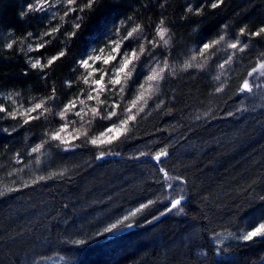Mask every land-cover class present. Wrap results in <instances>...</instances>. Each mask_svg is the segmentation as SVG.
I'll return each mask as SVG.
<instances>
[{
  "label": "trees",
  "instance_id": "trees-1",
  "mask_svg": "<svg viewBox=\"0 0 264 264\" xmlns=\"http://www.w3.org/2000/svg\"><path fill=\"white\" fill-rule=\"evenodd\" d=\"M37 1L0 0V90L43 103L15 118L0 111V264H23L31 252L75 264H264V236L238 238L264 215V100L239 90L264 65V33L253 35L264 28V0H96L54 20L27 7ZM224 35L247 45L224 82L184 61ZM109 38L143 45L140 61L162 53L170 68L158 92L111 144L90 140L128 114L103 119L109 110L94 100L69 114L68 143L53 139L64 105L87 95L79 61ZM62 50L52 65L31 67Z\"/></svg>",
  "mask_w": 264,
  "mask_h": 264
},
{
  "label": "rangeland",
  "instance_id": "rangeland-1",
  "mask_svg": "<svg viewBox=\"0 0 264 264\" xmlns=\"http://www.w3.org/2000/svg\"><path fill=\"white\" fill-rule=\"evenodd\" d=\"M38 4H44V11H49L50 19H58L61 17H64V13L68 11V5L66 3V0H47V3H45V0H38L34 5L33 9L40 10L37 5ZM223 40H216L219 41L218 44H214L210 49L204 51L203 53L201 50L203 49V46L196 49V51H192L187 58L184 60L186 63L192 62V61H198L200 63H204L203 66L208 68L209 70L212 69V72L216 74L217 81L218 82H224L225 79L229 76V73L231 72V69L233 68L235 62H236V52H242L245 51L247 45L245 43H242L241 41L237 39H232L231 35H224ZM164 40H167V44L163 42V46H169L170 45V39L168 37L167 32L165 33ZM111 42V43H110ZM117 42H122L118 38H109L105 42L100 43L99 45L93 47L88 54L86 55V58L88 57H95L97 55L101 56V60L93 62V60H89V64L91 67L84 68L83 72L85 74L84 79L87 78L88 83H85L86 89H87V95H85L84 99H81V97L72 98L70 101H68L64 105L69 106V110L66 112L64 117L65 122L61 125V128L64 129V131L60 132L61 140L60 141H70V135H71V127L70 123H68L69 114H76L77 112H80L86 107V101L88 100H94L97 102V104H101L107 108V110L112 111L113 109L119 113L118 116L114 117H120L124 112L129 114L134 113L136 111L144 112L145 108L148 106L150 99L152 96H154L158 90H159V84L161 81V78L164 76V73L168 68H170V65L168 62H166L163 57H161V52L158 51L156 53H153L151 55L152 59L149 62L140 61L141 56L140 52L135 46L130 45H123L120 49V53L117 54L116 52L112 51V48L115 47V44ZM236 43L238 46L237 48H231L229 45ZM101 49H103V52H101ZM132 50H136V52L139 55V59L134 61L136 68L133 74V77L130 78L127 83H124V74H120V78L122 81V84L124 86L123 93L120 92L121 85H111L109 83V80L114 78V69L118 68L121 64V56L124 54L125 51L128 53H131ZM152 51H150L151 53ZM109 55L117 56V59L114 61H111L109 64L105 65L103 64V59L108 57ZM83 59V60H84ZM32 62H35L32 61ZM153 69H163L162 72H160V77L157 81H153L152 83V89L150 90V95L146 94L147 103L138 102L135 107L132 106V101L139 95L141 89L140 85L144 84L145 89H148V81L146 80V77L152 73ZM98 70V71H97ZM131 70V66L129 68ZM92 73L91 76H89V73ZM101 76H103V90L99 91L97 93L96 91H93L94 88L97 86L94 84L95 80H100ZM249 85L251 87L250 94L257 96L259 100H264V67L258 66L256 68V71L251 73L249 79ZM91 94L94 97H97L96 99H89L88 95ZM258 100L259 103H261ZM83 101V103H81ZM101 101L103 103H101ZM75 104L74 107H71L72 104ZM0 107L4 109L6 113H28L27 110L33 108L32 106L28 104H22V102L19 100L17 96H15L13 93L7 92V91H1L0 90ZM143 109L142 111L140 109ZM125 109H131V113L126 111ZM127 115V117H128ZM121 120V119H120ZM119 120V121H120ZM116 124H119L117 122ZM111 127V126H110ZM60 128V129H61ZM105 133L104 137H101V134L98 136L99 139H104L107 137V135H112L114 133ZM260 223H264V215L257 216L256 218H252L250 222L247 224V226L239 232L238 238L242 239L243 235H245L248 231H251L253 228L257 227ZM64 260V261H63ZM67 262L68 264H75V261L73 259L67 258L60 254H52L49 256H37L35 253L31 252L29 253L23 264H58L61 262Z\"/></svg>",
  "mask_w": 264,
  "mask_h": 264
},
{
  "label": "snow or ice",
  "instance_id": "snow-or-ice-1",
  "mask_svg": "<svg viewBox=\"0 0 264 264\" xmlns=\"http://www.w3.org/2000/svg\"><path fill=\"white\" fill-rule=\"evenodd\" d=\"M96 2V0H87V4L84 5L83 8H74L72 7L73 5L76 4V0H66V3L67 5L69 6L68 7V11H66L64 13L65 16L69 15L70 12H73V11H79V12H83L85 9H91L93 4ZM45 3H47V0H45ZM213 8L217 7V4H212L211 5ZM27 7L29 9H32L33 8V5L29 4L27 5ZM37 7L43 11L44 10V4H38ZM82 18L81 17H77V23L75 24V29H79L81 27V24H80V20ZM163 23V21H161V24ZM139 28V26H137V28H134L132 31L128 32L127 33V36L123 38V40H128L129 38H131L133 36V33L137 31V29ZM59 31V28H56V29H53L51 32H48V33H45L44 35L46 36H51L54 32H57ZM167 29L163 28V27H160L158 29V35L161 37V39L163 40V42L165 44H167V40H164V36H165V33H166ZM244 29H241V33H244ZM261 33H264V28H261L259 32H256V33H253V35H256V36H259L261 35ZM31 35V34H29ZM69 36H73L75 35V31L72 32V33H69L68 34ZM224 37L221 36L220 37V40H223ZM111 43V42H110ZM219 41H213L211 44H208V43H205L203 45V49L201 50V52L203 53L204 51L210 49L214 44H218ZM8 48H11L13 47V45L11 43L7 44L6 45ZM237 44L236 43H233L231 45H229V47L231 48H237ZM45 47V43H42V44H38L37 45V49H40V48H44ZM122 47V42H117L115 44V47L112 48V51L113 52H116L117 54L120 53V49ZM145 49H144V46L141 45L140 47V55H142L144 53ZM101 52H103V49H101ZM65 51H60L58 53L57 56H53L51 58H49L47 60V63L46 64H42L41 61L39 59L35 60V62L31 63V67L32 68H37V67H40V68H44V67H48L50 65H52L54 63V61H56L57 59H59L60 57H63L65 55ZM117 59V56H113V55H109L108 57L104 58L103 59V64L107 65L109 64L111 61H114ZM139 59V55L138 53L136 52V50H132L131 53H128L127 51L124 52V54L121 56V64L118 68H115L113 71H114V78L110 79L109 80V83L113 86L115 85H121L120 87V92L123 93V91L125 90L124 89V86L122 84V81H121V78H120V74L123 73L124 74V83H127V81L133 77V74H134V71H135V68H136V65L134 63V61L138 60ZM89 60H93V62L95 61H98V60H101V56L100 55H97L95 57H88L82 61H79V63L81 64L82 67L84 68H89L91 67V65L89 64ZM131 66V70H129ZM261 67H264V65H261ZM98 71V70H97ZM163 69H160V70H157V69H153L152 70V73L150 75H148L146 77V80L149 82L148 83V89H145V86L144 84H141L140 85V93L139 95L132 101V106L135 107L136 104L138 102H143V103H147V99H146V94L150 95V90L152 89V83L153 81H157L160 77V72H162ZM256 69L254 68L253 69V72H255ZM89 76L92 75V73L90 72L88 74ZM103 76H101V79L100 80H95L94 81V84L97 86L96 88L93 89V91H96L97 93H99V91H102L103 90V85H102V81H103ZM85 83H88V80L87 78H85ZM221 89H217L216 91H220ZM241 92L243 91H251V87L249 85V81L248 80H245L243 82V85L242 87L239 89ZM53 91H55L53 89ZM88 98L89 99H96L97 97H94L92 96L91 94L88 95ZM81 103H83V101H81ZM101 103H103L101 101ZM75 104L73 103L71 105V107H74ZM43 107V103H38L36 104L33 108L31 109H28L27 112H34V111H37L39 109H41ZM69 110V106L66 105L65 106V109L63 111L60 112V116L61 117H64L66 112ZM126 111H128L129 113H131V109H125ZM141 111L143 110L142 108L140 109ZM0 111H4V109L2 107H0ZM92 112L95 115H99V112L96 108H93L92 109ZM22 114H27V113H22ZM9 115L13 116V118H15V114L14 113H9ZM76 115H80L79 112L76 113ZM114 116H118V113L113 109L112 111H110L108 113V115L106 117H102L103 119H111L112 117ZM38 117H29V119H36ZM136 119V116L135 115H132V114H129L127 119H124V120H120L119 121V124H112L111 127L107 128L105 130L106 133H114L112 135H107L106 138L104 139H99V138H93L90 140V143H92L93 145H96V144H111L113 141H116L118 139L121 138V136L125 135L128 131V125L131 121H134ZM24 123H28V120H25ZM61 131H64L63 128L60 129V131H57L56 133L53 134V139H56V140H61V136H60V132ZM105 136V133H101V137H104ZM63 143H68L67 141H63ZM39 150V146L37 148H34L33 151H38ZM104 153H101V155H103ZM141 155H143V153H141ZM167 155V152L165 150H161L159 153H157L154 157L155 160L157 161H160L161 157L163 156H166ZM160 171L162 173H164V176L168 179H171V177H168V173L165 171L164 168H161ZM39 179L43 180L45 179V177H39ZM179 179V178H177ZM0 195H3V193H0ZM149 203H152L151 201H149ZM181 201L180 200H173L171 201V205H172V208H176L178 205H180ZM141 207H145L144 205H142ZM168 211H170L171 209H167ZM181 211H183V209H181ZM125 219H127V217H125ZM119 223V222H118ZM112 228H115L116 225H112L111 226ZM105 231H110V229H105ZM257 236H264V223H260L257 227L253 228L251 231H248L245 235H243L242 239L243 240H252L254 237H257Z\"/></svg>",
  "mask_w": 264,
  "mask_h": 264
}]
</instances>
